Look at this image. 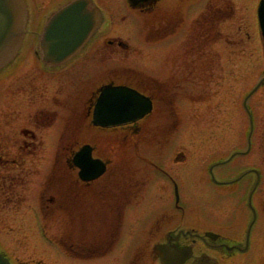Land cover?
<instances>
[{"label": "rangeland", "instance_id": "1", "mask_svg": "<svg viewBox=\"0 0 264 264\" xmlns=\"http://www.w3.org/2000/svg\"><path fill=\"white\" fill-rule=\"evenodd\" d=\"M255 5L256 3H254V0L250 4L247 2L239 3L238 7L240 8L241 6L239 12L232 20H229V22L224 23V28H226V26L234 27V29L231 30L232 33H237L239 31L237 26H241V28L245 32H249V39H247L246 41L247 48L244 51L236 52L235 54L227 52L228 50H230V48L227 49L226 45L216 43L218 42V40L214 38L209 53L205 54L206 56H210V58L206 56L204 58L200 57L201 64H206V61L212 58L213 61L216 60L217 62L222 63L219 65L216 63V61H214V65L202 66L201 68H198V66H200V63L198 62L197 66L192 67V69L187 68L191 70V72L201 70V73H198V75L201 74L203 77L207 78V80H205V78L202 77V82L204 83V87H206V93L208 95L203 98H201V96L199 95H195V97L192 99L183 100L182 97L180 100H178V102H176V111L177 113L181 110L182 111L179 113V118H177L176 121L179 120V123L181 124H189L192 126H198L201 124V122H203L208 124L209 127H196L195 131L192 130V127H185L186 131L184 133L171 135V139H174L170 140L168 144V140L166 141L165 139L162 140L166 141L165 143L159 144L162 145L161 147H167L170 144L167 147L168 150H165L168 153L181 150L184 151L185 154H188L189 161L191 163H196V174L200 171V164H202V166L207 169L209 164L213 161L224 158V127H243L241 118L237 119V116H239V114L241 115L242 110H240V112L239 110H237L236 114L233 117L232 111L231 117H229L228 115L225 119L226 123L224 124V98L228 96V98H230V91H232L233 93L238 91H243L244 94L247 93L249 91L248 87L250 86V84L248 83L253 81V83L255 84L259 80L261 75L264 74V60L262 58L260 43L258 41L256 31V18L254 12ZM122 16H124V14ZM126 19L130 18L127 17ZM136 22L139 21L136 20ZM151 26H156V23L152 21ZM113 31H115V28L113 29ZM225 31L226 34L231 37V33H229V30L225 29ZM141 32H143V30H140V34ZM220 35L224 36V29L222 30ZM241 35H243V32H241ZM244 44L245 43H243V45ZM156 48L157 45L154 42L151 46V50L148 51L142 52L139 50L138 47H134L133 50H131V53L127 54L130 57L129 64L132 66V68L141 69V61H143L146 57H148V59L156 61ZM137 52L140 53V56ZM151 54L153 55L152 57ZM227 56L229 59L231 58L232 63H228L229 60ZM109 57L110 55L106 58L101 57L99 61L95 63L96 65L100 66L99 69L101 71L99 69H97L96 72H94L93 69L85 70L87 66L90 67V64H83L80 65L79 68L72 69L73 71L71 76L69 77L68 82L70 84L77 82L79 87L76 91L74 90V95V91L72 90L70 93H68V97L63 99L66 108L57 107V112H54L50 116H45L44 106L48 104V102L45 103L40 95L30 96L28 99L21 97L23 103H21V101H18L15 105L8 106V109L5 111L4 114V123H6L7 125H12L13 127H36L35 131L38 133V141L41 142V144H38L39 146L37 153L40 156L43 155L46 157L50 150H53L52 143L54 140V136L58 134L57 127H66L65 124L67 122V116L69 121L70 118H72L76 122V126L74 129L81 128L79 126L82 125L83 115H73L74 113L71 110L73 105L72 99L74 97H78L77 94L82 91L83 88L87 87L86 84H95L98 79L102 80L101 77L110 76L114 73H117V70L125 69L122 68V66L111 69L110 67L114 65V62H111ZM29 59L30 60L27 61V64L23 67V69H19V77L17 79L14 78L13 82L9 84L10 90L12 87L13 89L18 88L19 91V88L21 87L19 95L24 91L28 92V89L26 88V83H29L30 79L33 78L32 71H35V61H31V58ZM33 64L34 66H32ZM118 64L127 65L125 63ZM90 74L92 77V74H95L91 82L84 81L83 83V80L81 82V76L83 79V77H87ZM194 77L199 78L197 74H195ZM200 79L201 78H199L198 81ZM35 82L39 86V89L42 91V83L38 80H36ZM199 86L200 85L194 86V88H199L198 92L200 91ZM19 95L17 94V96ZM24 96L26 97V93H24ZM262 96H264V91L259 90L250 99V101L253 99L252 102H255L256 106L254 109L256 112L258 111L260 115L264 114V107L259 106ZM39 98L41 102H37ZM15 108L17 110H14ZM2 109H5V107L2 108L1 106V110ZM175 115L177 116V114ZM176 124L178 123L176 122ZM69 127L73 126L70 124ZM109 135L110 134H107V132H105L101 136V145H103V143L105 142L106 137V141H113V138ZM72 139L73 137L71 138V141ZM173 140L177 142L176 145ZM132 142H135V139H133ZM153 142H156V139L152 140L150 148H145L144 144L143 146L140 144L139 150L137 151L141 154L147 152L148 149L149 151L154 150L156 153H158L159 151H163L159 147L153 148ZM172 146L173 149L171 148ZM61 147L64 146H62L61 144ZM133 148H135V146ZM128 152L131 154V150L129 148H125L120 151L117 150L116 154L112 156L113 163H111L107 170L108 176L113 174L116 176V178H119L123 181L122 185L118 187V190H124V188L126 187L122 174L126 173L127 171H131V169L133 170L135 181L139 186L138 189L134 187H131L129 189L131 193H134V197L132 199L133 207L130 209V213H128L127 215V218L131 219V224L128 227L126 226L125 221V228L123 227L119 235L120 240H117L115 252L113 253V255H116V257L118 258H116L112 264H127L124 261L123 256L126 257V255H133L137 249L141 248V245L139 244H146V238L150 237V233L156 232L152 230V227L153 222H156L158 220V217L152 208L147 207L144 211L141 209L140 204H138V202H140L142 206V189L146 186V183L143 184L146 180V174L144 170L139 169L140 162L135 161L137 158V156L135 157V150L132 158L133 161L129 162L130 164L128 165L131 167L121 166L124 159L129 158L130 154ZM168 153L162 152L161 154L167 155ZM166 157L167 156L164 155L163 157H161V159H165ZM163 162L164 164H169L167 159H165ZM36 164H38L37 173L40 174L44 162L43 160H36ZM120 170H122V174ZM216 176L224 177V167L216 169ZM194 178L198 180L196 177ZM262 185H264V183H262ZM150 187H156V185L154 183H151ZM190 189L192 190V196H197L193 197L196 198L195 202L193 203L203 202L202 197L204 196L203 198L207 199L205 203L207 205L206 211L212 212V219L216 220L215 215L224 218L223 187H215L212 184L206 183V187H196L192 185L190 186ZM108 190L112 189L108 188ZM150 193L153 194L154 191L151 190ZM25 205L26 206H24V209H22V212L20 214L19 222H12V224H16L15 236L8 232V228H6V222L10 220L9 215H3V213H0V216H2L3 218L0 228V239L4 242V245H2V247H4L5 252L13 258L14 263L35 264L41 262L42 264H80V262H73L70 259H67L64 250H62V248H60L59 245H56L55 243L56 241H59L62 236L65 240V234L62 235V232H60V227L62 224L61 216L52 214V218H45V222H43L41 217L36 216L35 218H32L30 222H27L30 223V226H28L27 224H24V218L31 217V214L33 212H30L31 208L29 209L27 207V205L29 204ZM83 210H85L84 214L90 211L92 217H95L100 222L104 219H107L106 214L109 211L108 209H105L100 204V202L98 203V200L94 198L84 200ZM73 221L74 225L72 231L70 232L73 234L71 235L69 233V245L70 241H74V246L81 248L83 243L81 236L83 234H85V238H83L85 242L88 241L87 235L89 234L92 236V239L98 237L100 233H104L107 238L110 237L108 230H98L93 225L94 222L88 224L81 222L80 224L76 219H74ZM118 224L119 223H117V225ZM89 227H94V229L89 230ZM79 229L81 236H77V230ZM51 236L52 238L50 239ZM53 236L56 237V241L53 240ZM12 242L14 244H12ZM63 248H66L65 242H63ZM81 252L88 253L89 251L87 249H82ZM85 255L94 256L95 254H93V252L91 251L88 255ZM101 262V260L95 259L92 264H101Z\"/></svg>", "mask_w": 264, "mask_h": 264}, {"label": "flooded vegetation", "instance_id": "2", "mask_svg": "<svg viewBox=\"0 0 264 264\" xmlns=\"http://www.w3.org/2000/svg\"><path fill=\"white\" fill-rule=\"evenodd\" d=\"M57 1L60 2L61 0H33V4L39 14H44L49 7L55 6ZM98 4L110 19H114L120 10H123L122 13H126V11L137 9L140 11L156 9L157 37L160 49V59L157 65L159 77L158 81L154 82L145 76V83L141 86V89L151 98L154 106L156 98L161 101L176 99L181 95V89L185 90L186 93L192 77L187 68L196 66L197 58L206 56L205 54L210 51L214 38L224 42V36L220 35L224 29V0H150L142 3L138 8H132L127 0H114L109 7L100 2ZM148 13L151 14L152 12ZM215 23L216 27H214ZM221 24H223V28L220 30L218 28ZM97 41L91 50L94 52L103 50L108 53L116 49H126L129 42L126 37H123L122 32H116L108 37L103 36ZM122 41H125V44ZM91 55L92 52L88 54V58ZM206 57L209 58V56ZM203 65L211 66V59ZM151 89H157V91L152 92ZM93 100L94 97H91L90 101L93 102ZM92 102H89L87 110L91 109ZM14 103L16 104V101ZM242 104L244 105V102ZM154 109L155 107L151 114L145 116L141 122L138 121L121 128L120 132L126 134L121 137V140L133 133L147 134L154 127H164V124L149 123V118L153 115ZM252 120L254 121V119ZM252 120L250 119V122ZM250 128L251 135H248ZM248 144L250 149L246 154L234 156L226 165L224 164V228L220 233L223 237L222 239L197 241L201 244L195 246L196 251L199 252L196 255H199L203 249L208 251L204 244L211 246L219 243L230 246L245 245L247 227L252 219L251 211L246 206L244 207L245 193L256 180V174L250 173L240 180L233 182L232 180L237 177V171L243 168L244 164L251 163L260 166L262 161L264 163V157L262 159L264 127H224L225 158L234 151L244 150ZM58 147L57 141L55 148ZM37 148V132L31 127H0L1 211L5 207L14 208L19 204L20 193L25 189L26 181L29 179V176L23 173L22 168L28 158L35 160L34 154ZM57 165L56 158L49 164V167L53 166L50 170L52 172L44 178L48 182L49 197L47 199L53 205L60 203L61 200V206L67 217L71 214L70 210L74 205L76 208L78 207L81 213L80 204L84 194L86 192L98 193L99 190L95 189L100 187V178L84 182L78 178L77 174H70V169L72 171L74 169L69 166L68 152L61 153L59 162L61 174L56 172L58 170ZM260 180L264 181V174H260ZM260 180L259 183H261ZM113 182L115 183V180ZM113 185L115 186V184ZM258 189L253 199L256 220L248 236L249 253L242 254L235 249L229 252L223 248L219 264H253L257 260L256 257L259 255L257 250L259 249L252 251L255 255L253 260L250 258V251L253 245L261 244L264 239V191ZM215 257L217 258V256Z\"/></svg>", "mask_w": 264, "mask_h": 264}, {"label": "water", "instance_id": "3", "mask_svg": "<svg viewBox=\"0 0 264 264\" xmlns=\"http://www.w3.org/2000/svg\"><path fill=\"white\" fill-rule=\"evenodd\" d=\"M5 0H0V53L3 50V48H7L10 46L11 41H9V36L12 30L9 31L11 28L12 18L13 15L11 13H5V11H9L8 7L6 6ZM261 20L264 25V15L261 14ZM106 91H104L101 95V97L98 100V103L96 104V108L94 111V122L102 124V125H109L114 123H120L128 120H133L141 113H136L131 110L133 106L128 104V102L122 98L124 97H118L114 100H111V102H107ZM111 110V112L109 111ZM115 118V119H114ZM168 261H170L169 256H165V262L164 264H168ZM171 261L173 264H179L180 259L178 257L174 258L171 257ZM0 264H8L5 259H3L0 256ZM171 264V262H169Z\"/></svg>", "mask_w": 264, "mask_h": 264}]
</instances>
